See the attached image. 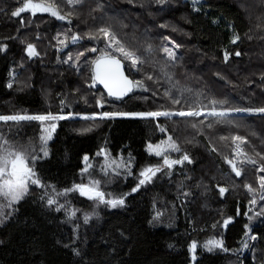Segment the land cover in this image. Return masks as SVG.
<instances>
[{"label":"trees","instance_id":"obj_1","mask_svg":"<svg viewBox=\"0 0 264 264\" xmlns=\"http://www.w3.org/2000/svg\"><path fill=\"white\" fill-rule=\"evenodd\" d=\"M23 2L0 0V46L8 45L6 52L0 51V115L210 110L213 100L217 101V110L264 107V0H202L195 7L189 0H168L163 5L158 0H85L84 6L75 10L65 0H56L62 14L74 11L69 17L71 24L50 14L11 16ZM101 26L111 27L146 58L143 65H137L141 71L130 68L127 61L124 69L130 79L143 80L147 92L135 89L116 100L100 84L88 88L90 62L100 55L103 40L85 36L75 44L69 41L66 48L57 44V35L61 39L65 33L83 36ZM236 34L240 39L233 44ZM164 37L181 47L175 48ZM29 43L36 46L39 57L27 56ZM149 44L153 54L146 51ZM165 44L176 52L175 61L168 60L160 50ZM92 47L97 52H90ZM225 51L232 53L227 62ZM235 51L241 56H235ZM80 52L84 56L77 71L72 65ZM69 54L73 61L64 63ZM145 73L153 80L145 79ZM10 82L11 89L7 87ZM168 90L173 96L183 92L179 105L164 95ZM101 97L103 108L96 103ZM239 113L230 112L219 122L217 117L204 115L115 117L97 120L99 126L83 134L81 130L91 121L62 120L48 142L50 155L46 158L39 151L44 125L37 121L0 122V134L16 149L29 145L36 149L41 157L36 161V171L57 191L97 179L110 197L131 193L123 207L110 209L104 205L96 208L93 201L70 192L58 197L65 208L56 212L40 200L42 189L32 186L30 195L15 206L19 211L0 227V264H77L78 258L63 247L75 239L77 224L80 238L73 247L80 248L84 259L94 264H192L189 247L194 240L199 244L196 264H264V216H256L264 209V201L258 199L257 192L258 202L251 205L252 195L244 187L251 183L258 189L257 174L245 164L244 174L236 177L225 159L235 160L231 138L237 135L247 141L241 148L249 156L260 158L257 152L264 155V114L251 117ZM160 127L167 130L161 132ZM221 135L229 139L222 140ZM169 136L181 149L179 153L171 151V155L180 158L187 153L193 162L165 167L151 182L132 192L144 167L162 165L160 157L148 153L147 145L159 144ZM102 149L110 160L120 163L122 159L130 165L131 174L128 167H121L119 175L106 176L101 171L105 156L97 155ZM85 155L92 165L87 173L83 172ZM219 187L229 190L220 196ZM72 209L77 210L75 219H69ZM85 213L92 217L87 224L83 221ZM157 213L161 215L157 217ZM228 217L233 223L225 229L222 224ZM245 225L258 237L248 240L247 249L242 243L247 239ZM210 239H223L228 251L207 252L202 245Z\"/></svg>","mask_w":264,"mask_h":264},{"label":"snow or ice","instance_id":"obj_2","mask_svg":"<svg viewBox=\"0 0 264 264\" xmlns=\"http://www.w3.org/2000/svg\"><path fill=\"white\" fill-rule=\"evenodd\" d=\"M132 0H129L131 3ZM158 2L163 5L168 2V0H158ZM199 2V0H192L193 6ZM67 6L71 9L75 10L77 7H83L85 4V0H65ZM98 7H102L98 5ZM196 11H200L199 8H195ZM22 13H30L32 17H35L37 13H48L52 17H55L58 20H67L69 24H71V19L69 17L74 15V11H68L66 13L61 12V5L56 3V0H24L22 6L16 7L15 10L11 11L10 15L13 17H21ZM21 24H23V19H21ZM215 22V21H214ZM160 27H166V25H160ZM176 29H173L175 31ZM87 37L89 40L100 41L103 40L105 42L104 48L100 51V55L90 62L91 67V76L90 83L87 84L88 88H94L97 84L103 85L104 89L107 90V95L109 97H114L116 100H122L129 93H132L135 89H142L147 92L149 89L144 84L143 80L139 79H130L128 75L125 74L124 62H129L130 68H135L136 71H141L142 69L137 67V65H143L146 62V58L137 54L139 49L129 47L125 42L121 40L118 36L117 32L114 31L109 26H101L95 30H89L81 36L80 34H72L69 36L67 33L63 34V38L61 39L60 35H57L56 40L57 44L66 48L68 46L69 41L73 44L80 41L83 37ZM240 37L238 34L232 37L231 43L236 44L239 41ZM164 40L168 41L169 44H174L175 48L181 47L180 44H176L175 41H172L169 37H164ZM8 50V45L0 46V51L6 52ZM160 50L165 54L168 60L175 61L177 59L176 52L173 48L169 47L167 44L161 45ZM90 52H97L96 47H92L89 49ZM146 51L149 54L154 53V49L151 44H149L146 48ZM27 56L29 58L39 57L40 53L37 51L36 46L34 44L29 43L26 48ZM232 53L227 51L224 52L223 58L224 61L227 62L230 59ZM234 55L239 57L241 56V52L235 51ZM84 56L83 52H80L76 58L75 62L72 65L79 71V62L80 57ZM69 61H73L72 55H68V58L64 63H68ZM161 71H164L165 75L167 72L164 67L161 68ZM13 79L15 76L13 75ZM145 79L153 80V76L151 74L145 73ZM171 79V77H169ZM264 79V76L261 77ZM155 83H160L159 78L155 80ZM7 87L11 89L13 84L8 83ZM179 91V90H178ZM155 95V93H153ZM164 95L171 100V103L174 105H179L181 103V99L183 97V92L180 91V96H173L171 91H165ZM85 102H87V97H84ZM96 103L100 108L104 107L103 97L98 99ZM63 104L64 101H61V113L63 112ZM213 107L207 112V115L217 117V122L220 119L225 118L229 115L230 112H249V113H259L264 114V107L258 108H234L227 110H217L215 105L217 101H211ZM71 113L68 115L64 114H53L52 112H48L46 114H27V113H15L10 115H0V122H4L7 124L8 122H13L14 124H20L21 122H30L37 121L40 122L41 125H44L42 131L43 135L39 137L42 142V146L39 151L43 153V157H48L50 155L49 149L47 147L48 142L52 140L53 134L55 133L58 122L62 120H67L72 118ZM205 115V111L203 108H189L188 110L180 109L177 111H148V112H124V111H104L93 115L83 116L82 119L91 121L92 124L89 127H86L81 130V133L91 132L95 127L99 125L96 123L97 120L103 121L105 119H112L115 117H133V118H159V117H199ZM159 126V125H158ZM193 128H196V124H192ZM209 128L212 127L211 124L208 125ZM167 129L164 127H160L161 132H165ZM220 139L227 140L229 137L221 136ZM235 143L234 154L235 160L229 159L225 157L227 163L230 165L232 172L236 177H241L244 174L243 165L247 164L252 167V170L256 175V179L258 182V189L253 188L251 183H245L244 187L247 191L252 195L249 203L251 205L257 204V192H259L258 199L260 201H264V155H261L259 152L256 153V156H259V161L252 156H249L244 150L241 148L242 143H247L245 138L237 135L231 138ZM215 151V149H212ZM147 151L151 155H155L157 157H162L163 164L162 165H150L144 167L139 172L138 184L136 187L132 189V192H136L139 190L141 186L146 185L151 182L153 178L157 175V173L161 172L164 167L168 169H172L175 165H183L185 161L191 164L193 161L189 157L187 153H184L180 158L171 159L167 153L169 151H175L177 153L181 152L180 146L173 140L171 136L167 138V140H162L159 144L149 143L147 145ZM104 154L105 156V164L101 167V170L107 176L109 175V170L114 175H119L118 169L121 167H128L129 173L130 165H126L121 159L120 163H117L114 160H110L106 150H101L97 155ZM242 157V158H241ZM41 159V157L36 154V149L29 145L28 147H23L22 149H16L12 144H10L9 140L2 134H0V199L3 200V203H0V227L4 226L6 221L12 217L16 212L19 211L16 205H19L21 201H23L27 196L30 195L32 186L39 187L42 189L40 200L44 203V205L48 208L56 212H60L65 208V204L59 202L58 197L67 196L70 192H78L80 196L86 197L88 200L93 201L96 207L100 205H104L106 207H110L113 209L123 207L125 205V199L127 195L131 193L122 194L119 197H111L110 193H105V191L101 190L100 184L101 181L97 179H90L89 183H78L74 184L71 188H65L62 192L57 191L55 185L45 184L38 172L36 171L35 164L36 161ZM84 168L83 172L87 173L89 168L92 167L89 162V157L85 155L83 157ZM167 175H171L170 172L166 173ZM227 187H219V195L224 196L225 193L228 192ZM185 196L189 195V193H184ZM7 209H11V211H6ZM251 210V209H249ZM239 214V212L237 213ZM77 215V210L72 209L69 212V219H75ZM161 213H157V217H159ZM256 216H264V209L262 211L257 212ZM92 217L85 213L83 217V221L87 224ZM249 220L253 219V217H249ZM233 223L231 217L224 219L222 227L227 228L229 224ZM213 228L216 225H212ZM247 231L245 233L247 239L242 241L243 247L247 249L249 247L248 240L255 241L257 240V236L252 235V229L248 226H244ZM79 228L80 225H75V232L77 235L75 239L71 243H64L63 247L71 250L73 255L78 258L77 264H94L93 261L84 259V253L78 247H73L76 240H79ZM123 236V233H121ZM3 243V241H0ZM57 243H61L57 241ZM169 247H174L169 244ZM197 242L192 241L189 252L191 253V262L192 264H196L197 261ZM204 249L212 253L216 249H220L224 252H227L228 249L224 247L223 239H210L204 245Z\"/></svg>","mask_w":264,"mask_h":264},{"label":"rangeland","instance_id":"obj_3","mask_svg":"<svg viewBox=\"0 0 264 264\" xmlns=\"http://www.w3.org/2000/svg\"><path fill=\"white\" fill-rule=\"evenodd\" d=\"M189 1H191L192 2V0H189ZM202 2V0H199V2L197 3V4H199V3H201ZM37 14H48V13H37ZM64 22L65 21H67V20H63ZM193 100L195 101V98H193ZM104 101V100H103ZM199 100H197V101H195V102H198ZM205 111V115L204 116H207V117H214V116H209V115H207V112L209 111V110H204ZM259 113H249V112H240L239 113V115H242V116H254V115H258ZM84 115H72V118H70V119H81V120H84V119H82V117H83ZM222 136V135H221ZM263 141H264V139L262 138V142L261 143H263ZM261 143H259V144H261ZM167 155H169V157L171 158V159H177V158H175V157H173L172 155H171V151H169L168 153H167ZM161 158V161H162V164H163V159H162V157H160ZM255 159H257V160H259L260 158H258V157H256ZM118 163V162H117ZM105 164V160H104V162H103V165ZM184 164H185V162H184ZM183 164V165H184ZM183 165H179V166H183ZM250 166V165H249ZM165 168V167H164ZM120 169L121 168H119L118 169V171H119V173H120ZM102 171V170H101ZM103 172V171H102ZM104 173V172H103ZM109 175H114V174H112L111 173V170H109ZM87 183H89V180L87 181V182H85V184H87ZM34 186V185H33ZM86 198V197H85ZM108 198H111V197H108ZM0 203H3V200L2 199H0ZM97 208V207H96ZM108 208H110V207H108ZM110 209H113V208H110ZM6 211H11V209H7ZM197 245H199V244H197ZM204 245V244H203ZM202 245V246H203ZM198 248V247H197Z\"/></svg>","mask_w":264,"mask_h":264},{"label":"water","instance_id":"obj_4","mask_svg":"<svg viewBox=\"0 0 264 264\" xmlns=\"http://www.w3.org/2000/svg\"><path fill=\"white\" fill-rule=\"evenodd\" d=\"M100 85H101V84H100ZM101 86L103 87V85H101ZM175 166H177V165H175ZM175 166H174V167H175ZM174 167H173V168H174Z\"/></svg>","mask_w":264,"mask_h":264}]
</instances>
